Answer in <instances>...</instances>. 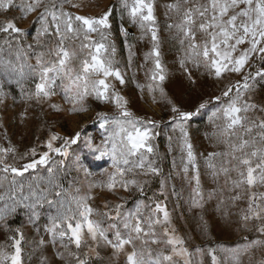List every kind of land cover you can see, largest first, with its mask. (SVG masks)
<instances>
[{"label": "snow or ice", "instance_id": "snow-or-ice-1", "mask_svg": "<svg viewBox=\"0 0 264 264\" xmlns=\"http://www.w3.org/2000/svg\"><path fill=\"white\" fill-rule=\"evenodd\" d=\"M68 2L69 0H19L17 4L16 0H0V13H7L12 8L20 10L19 17L0 22V34H4L5 43L11 44L10 37L13 39L24 37L25 32L16 21L26 19L31 14H37L33 23L40 25L37 29V39L51 35L59 37L55 49L57 57L55 63L48 65L44 60L45 54L41 52L36 56V67L33 68L29 64L27 65L29 71H25V63L20 62L23 55L21 48L15 60L0 58V78L19 85L24 92L25 82L38 76L39 82L35 84V91L26 93L29 101L35 100L37 103H43L56 95L53 85L56 79H60L65 99L71 105L69 111L73 113L87 111L85 107L77 108L76 105L88 95L94 94L98 101L114 102L119 110L118 114L110 116L104 112L97 113L99 127L107 133L104 140L97 145L93 143L91 137L83 136L84 146L94 154V158L100 160L108 157L114 171L109 173L107 182L91 184L88 194L66 198L65 190L60 184V175L65 170V161L70 155L69 149L81 141L83 129L72 136L51 133L43 145L47 150L38 153L35 147L31 148L20 157L26 161L20 167L7 162L8 155H15L16 149L0 146V173L5 174L3 179L8 182L6 187L0 184V188H4L0 191V227L7 229L8 217L15 215L18 210L25 211L30 222L35 223L40 219V209L47 204L54 208L56 213L50 216L51 226L47 228L51 233L50 242L55 245L59 240L62 247L69 249L68 256L75 261V264H91L93 258L101 259L98 249L102 245L113 250L114 259L124 254L126 264H179L180 260L183 264H190L191 254L184 247V239L176 235L174 229L168 227L171 224V214L166 204L155 203L152 215L145 220L139 215V206L135 213H129L121 219L119 211L121 205H116L113 216L110 211L99 212L89 203L95 199L91 195L92 188H106L109 192L115 193L119 184L124 191H129L135 186L143 192L140 182L135 178H126L134 168L140 169V175L143 176L160 174V169L154 166V161L148 159L149 155L154 153L152 141L158 135L155 132L158 122L134 115L127 107L128 101L115 90L114 84L108 82L111 77L120 84L125 83L120 70L113 67L114 61L108 55V46L103 43V40L108 38L106 30L111 29L109 22L111 10L103 12L98 17L73 15L64 10V4ZM121 3L130 23L138 26L144 35H149L152 42L151 51L146 58H151L154 64L151 80L155 82V87L149 85L153 100L157 89L161 96L166 97L167 93L163 85L167 79V71L161 60L154 0H131V2L121 0ZM71 6L79 8L81 4L79 0H72ZM168 8L181 16L179 23L168 24L167 27L177 29L181 45L187 41L186 55L180 63L190 84L194 85L196 82L192 78L191 71L186 67L189 61L196 68L203 65L209 74L217 79L223 78L226 73L242 74V83L237 81L235 84L226 85L221 94L215 97L219 106L209 117L214 126L220 128L219 133L213 131L212 135L216 136L227 150L223 153L211 152L208 159L211 161L212 158L221 155L230 159L226 160L218 171L213 163L209 162L208 167L213 169V178L221 173L226 177L230 172L237 173V179L229 177L232 184L230 191L236 193L230 199L233 202L242 199L239 190L246 189L247 208L241 213V227L247 229L250 221H259L256 230L264 235V192L254 190L264 188V118L252 120L249 116V113L257 108L264 112V107L250 102V95L246 98L247 94L255 91L256 77L264 81V68H258L255 74L250 70V61L253 57L264 62V0H204L203 3L199 0L195 3L193 0H175L168 5ZM121 30L127 37V29L122 27ZM81 32L84 40L87 41L81 45V50L88 49L89 58L82 60L81 72L75 73V69L69 65L76 52L64 47V41L69 38V34L78 35ZM92 33H98L101 41H94ZM197 33L204 37L202 41H197ZM17 43H19L18 39ZM115 51L113 45L111 54L114 55ZM131 56L132 51L129 46L130 59ZM49 73H54L55 76L50 77ZM4 97L3 84L0 83V103H3ZM169 103L172 105L173 130H179L182 139L181 151L186 152L187 159L183 165V173L187 178L189 166L195 171V175L189 181L195 182L192 203L196 207H203L197 158L193 145L189 142L186 125L207 106L209 101L201 103L195 111L182 110L171 100ZM49 106L56 111L63 110L56 104ZM26 111L22 114V121L26 117ZM217 120L224 121L222 127L215 125ZM132 157L137 159L132 161ZM72 159L74 163H80L78 154H74ZM233 161L238 163L233 165ZM39 168L46 170L47 175L40 176L37 172ZM83 170L86 175H92L87 168ZM104 171L107 172V169ZM29 172L34 173L31 179L27 181L17 179ZM76 191L80 190L77 188ZM173 192L175 193L174 186ZM160 194L165 195L163 182ZM212 195L210 193L209 198ZM104 207L107 209L108 204L105 203ZM96 216H103L110 221L119 220L126 232L122 233L116 223H110L105 227L101 220L94 218ZM156 226L162 228L165 239L161 240L157 237ZM110 229H115L112 238L108 234ZM15 231L19 238L11 237L14 241V252L9 255L0 250V264H5L6 261H10V264H23L21 241L24 237L20 229ZM137 242L141 245L164 244L169 251L153 254L150 247L138 251ZM39 243L44 245L45 242L41 239ZM261 243L264 242L255 240L243 245L242 249L231 251L248 252ZM73 245L74 251L70 250ZM83 248H87L88 251L84 253V258H81L80 252ZM197 251L201 250L197 249ZM210 252L213 264H216L217 258L212 250ZM58 255L60 259H65L64 253ZM234 259L239 264L238 256Z\"/></svg>", "mask_w": 264, "mask_h": 264}, {"label": "rangeland", "instance_id": "rangeland-1", "mask_svg": "<svg viewBox=\"0 0 264 264\" xmlns=\"http://www.w3.org/2000/svg\"><path fill=\"white\" fill-rule=\"evenodd\" d=\"M174 2L175 0H154L161 60L167 71V79L163 85L167 96H161L157 89L154 94L155 100H153V93L149 90V85L155 87V82L151 80L154 64L151 58H146L152 48L150 36L144 35L138 26L130 23L126 10L122 8L121 0H79L81 4L79 8L71 6L72 0L64 4V10L73 15L98 17L103 12L111 10L112 15L109 17L111 29L106 30L108 38L103 40V43L108 46V55L114 61L113 67L120 70L125 78V83L120 84L119 81L111 77L108 82L114 84L115 90L128 101L127 107L134 115L158 122L155 128L158 135L152 141L154 153L149 155L148 159L154 161V166L160 169V174L143 176L140 175V169L134 168L126 178H135L140 182L143 192L135 186H132L129 191H124L119 187V184H117L115 193L109 192L106 188H92L91 195L95 199L89 203L99 212L110 211L113 216H115V207L119 204L121 205L119 209L121 219L129 213H135L139 206V215L145 220L152 215L155 203H164L171 214V224L168 227L174 229L175 234L184 239V247L191 254L190 264H213L210 250L217 258L216 264H237L234 259L236 256L239 258V264H264V243L254 246L248 252L234 253L231 251L237 248L242 249L243 245L255 240L264 242V235L256 230L259 221H250L247 229L241 227V213L247 208L246 189L239 190L242 199L235 202L230 199L236 194L230 189L232 188L231 179H237V173L230 172L227 177L221 173L213 178V169L208 167L209 162L213 163L218 171L220 166L230 159V157L221 155L209 161V153H223L227 150L226 146L212 135L213 131L219 133L220 128L215 127L209 117L219 106L215 97L221 94L226 85L235 84L237 81L242 83V74L226 73L223 78L217 79L210 75L203 65L196 68L189 61L186 67L191 71L192 78L196 82L194 85L189 83L180 63L186 55L187 41L181 45L177 29L167 27L168 24H177L181 20L180 14L168 8V5ZM193 2L195 3L196 0ZM199 2L203 3L204 0H199ZM16 3L18 4L19 0H16ZM19 16L20 10L12 8L7 13H0V22ZM36 17L37 14H31L26 19H17L16 22L24 30L25 35L23 38L17 37L16 39L10 37V45L5 43L4 34H0V58L15 60L17 52L22 48L23 55L20 62L25 63V71H29L27 67L29 64L33 68L36 67V56L41 52L45 54L44 60L48 65L57 60L55 49L59 43V37L51 35L41 36L37 39V29L40 25L33 23ZM122 27L127 29V37L123 34ZM91 35L94 41H101L98 33ZM17 39L19 43H17ZM196 39L199 42L204 37L197 33ZM83 43H87V41L84 40L82 32L78 35L69 34V38L64 41V47L69 51L76 52V56L73 57L69 65L75 69V73L81 72L82 60L89 58V50H81ZM29 45L31 47H28ZM113 45L116 49L114 55L111 54ZM129 46L132 51L131 59L129 58ZM250 65L253 74L258 68H264V62L257 57H253ZM49 76L54 77L55 74L49 73ZM256 81L255 91L247 94L246 98L250 95V102L264 107V81L259 77H256ZM38 82V76L26 81L24 92H22L19 85L0 78L5 93L3 103H0V146L16 149L15 155H8L7 162L20 167L26 162L20 157L31 148L35 147L38 153L47 150L43 145L51 133L72 136L75 132L83 129L81 141L69 149L70 155L65 161V170L60 175V184L65 190L66 198L88 194L91 184L107 182L109 173L114 169L111 168L108 157L100 160L94 158V154L84 146L83 136L91 137L94 144H100L107 133L99 127L97 113L104 112L112 116L118 114L119 110L115 107L114 102L98 101L92 94L76 105L77 108L85 107L87 111L76 113L69 111L71 105L65 99L60 79H56L53 85L56 95L52 96L50 100L43 103H37L35 100L29 101L26 93L34 92L35 84ZM63 83L66 84L67 81H63ZM234 92L235 89L233 94ZM169 100L185 111H195L201 103L209 101L207 106L201 109L199 114L188 121L186 125L189 142L192 143L197 158L203 207H196L192 203V190L195 187V182L190 183L189 181L195 175V171L192 166H189L187 178L183 173V165L187 159L186 152L181 151L182 139L179 130H173L172 105ZM50 104L59 105L63 110L56 111L49 106ZM25 110H27L26 117L22 121V114L25 113ZM249 116L252 120H258L264 118V112L257 108L250 112ZM223 123V120L215 121V125L221 127ZM233 139L236 138L233 137ZM73 149H75V153H73ZM74 154H78L79 164L73 162ZM136 159V157L131 158L132 161ZM237 163V161L232 162L233 165ZM225 166L232 167V165ZM84 168H87L92 175H86ZM105 169L107 172L104 171ZM37 172L40 176L47 175L43 168L37 169ZM33 174L25 173L24 177H17V179L27 181ZM4 175V173H0V184L6 187L8 182L3 179ZM9 179H11V174H9ZM162 182L165 195L160 194ZM77 188L80 190L79 192L76 191ZM3 190L4 188H0V191ZM254 190L264 192V188ZM210 193L213 194L211 198H209ZM105 203L108 204L107 209L104 207ZM40 213V219L35 223L30 222L28 214L23 210H18L15 215L8 217L6 221L8 228L0 227V250L9 255L14 252V241L11 237L19 238L15 230L20 229L24 237L21 241L23 264H75V261L68 256L69 249L62 247L59 240L55 245L50 242L51 233L47 231V228L51 226L50 216L56 214L55 209L45 204L40 209ZM94 218L101 220L105 227L110 223H116L122 233L126 232L119 220L110 221L103 216ZM114 231L115 229L109 230L110 238ZM156 233L159 239H165L160 226H156ZM41 239L44 240V245H40ZM148 247L152 249L153 254L169 251L164 244L141 245L137 242L138 251ZM197 249L201 251H197ZM70 250L74 251L75 246L73 245ZM87 251V248L81 249V258H84V253ZM98 251L101 259L93 258L91 264H126L125 255L120 254L118 259H114L113 250L109 247L102 245ZM61 252L64 253V260L60 259L58 255ZM174 259L179 260V258ZM5 264H10V261H6ZM179 264H183V261L180 260Z\"/></svg>", "mask_w": 264, "mask_h": 264}]
</instances>
